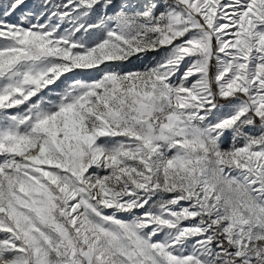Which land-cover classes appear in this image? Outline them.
I'll use <instances>...</instances> for the list:
<instances>
[{"label":"snow or ice","instance_id":"6c2138e0","mask_svg":"<svg viewBox=\"0 0 264 264\" xmlns=\"http://www.w3.org/2000/svg\"><path fill=\"white\" fill-rule=\"evenodd\" d=\"M0 264H264V0H0Z\"/></svg>","mask_w":264,"mask_h":264}]
</instances>
